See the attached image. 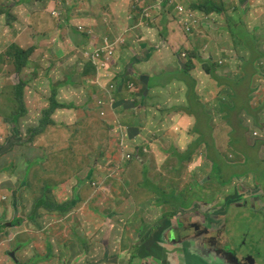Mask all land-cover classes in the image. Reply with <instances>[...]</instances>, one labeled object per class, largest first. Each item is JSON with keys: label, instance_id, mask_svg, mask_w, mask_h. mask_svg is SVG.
<instances>
[{"label": "rangeland", "instance_id": "374dc122", "mask_svg": "<svg viewBox=\"0 0 264 264\" xmlns=\"http://www.w3.org/2000/svg\"><path fill=\"white\" fill-rule=\"evenodd\" d=\"M6 1L0 8V57L10 52L7 58L12 63L0 61V264H212V258H192L178 246L167 244V256L158 241L145 242L149 238L145 233L150 229V238L162 239L155 232L168 233L170 227L175 233L183 231L189 236L191 228L184 231V221L177 219L184 212L200 224H209L210 215L218 213L219 220L224 219L220 227L226 226L221 241L228 244V251L264 264V220L256 213L264 210L262 204L257 206L252 200L256 197L264 202V76L253 63L248 67L238 64L240 56L256 53V48L264 53V0H213L216 9L210 14L190 6L193 0H188L184 7L194 10L189 21L176 18L173 22L167 15H156L160 19L156 25L161 26L170 45L161 51L153 49V60L170 67L158 65L151 70L150 66H141L136 70L134 66L130 88L138 99L142 87L149 84L147 79L151 81L150 90H158L165 81L174 80L164 78L166 74L178 72V82L185 89L180 97L181 108H171V104L161 106L166 110L159 107L164 115L168 114L160 127V120L152 118L160 98H146L140 116L131 119L132 125L139 120L140 135L124 146L115 142L101 121L90 117L93 89L83 73L79 53L87 41L81 44L84 36L71 26L92 24L100 34L112 31L124 27L123 18L115 16L126 9L124 21L133 27L137 21L134 9L144 10L150 0L140 6L129 0H116V6L115 0H34L38 3L36 15L29 18L28 14V23H17L23 36L20 42L12 37L16 24H9L19 16L13 13L12 0ZM33 3L23 1L20 9L23 4ZM118 6L123 8L115 13ZM168 6L179 12V4L168 2ZM139 31V35L144 33ZM159 37L152 36L154 44H159ZM128 38L133 43L132 34ZM161 40L164 42V38ZM201 57L215 60L211 74L216 79L207 81V64L193 66L194 59ZM230 58L233 63H229ZM24 59L28 63L17 73L13 62L24 63ZM221 60L223 65L216 63ZM120 63L123 67L125 58ZM54 74L56 78H52ZM238 77L246 79L238 83ZM23 84L21 92L18 88ZM188 90L200 93L202 100L197 108ZM230 91L233 101H227ZM55 97L81 108L84 124L74 135L65 127V109L53 115L59 122L42 130L45 112ZM96 97L104 101L107 94L98 93ZM96 97L94 108L104 107ZM237 109L243 111L241 120L235 116ZM176 111L180 113L179 123L171 113ZM182 119L185 124L180 123ZM197 124L207 143L199 141ZM152 139L159 140L158 144L150 145ZM170 139H174L175 150L186 158H179L176 168L172 163L158 169L157 165L165 163ZM136 152L152 167L146 171L147 176L138 166H125L130 160L127 158ZM211 157L223 162L219 163V175L213 170L215 161ZM109 171L113 178L106 177ZM89 172H93L92 177H88ZM112 181L114 191L109 193ZM44 189L59 206L71 201L76 204L62 208L67 211L47 212L39 207L36 219L29 220ZM139 189H145L146 195L135 192ZM180 192L182 202L175 209L169 200ZM204 198L211 201L209 206H205ZM160 199L166 203L153 205ZM231 200L233 203H228ZM243 200L244 205H238ZM18 220L20 224H16ZM194 245L186 244V248L192 246L189 253L195 251ZM143 253L149 257L143 259Z\"/></svg>", "mask_w": 264, "mask_h": 264}, {"label": "clouds", "instance_id": "9594fccd", "mask_svg": "<svg viewBox=\"0 0 264 264\" xmlns=\"http://www.w3.org/2000/svg\"><path fill=\"white\" fill-rule=\"evenodd\" d=\"M23 1H28V0H21V1L12 0L11 6L13 4L21 5ZM30 1L35 2L34 0H30ZM187 2H188V0H178V3L181 4L183 7L187 5ZM2 3L3 4H0V6H2L0 8H3L4 4L8 3V2L6 0H4V1H2ZM149 3H157V1H154V2L149 1ZM37 5H38V3H37ZM166 7H167V5H165L164 8H166ZM47 9H49V8H47ZM134 10L136 11V15H138V16H142L145 13L149 14V12H145V9L142 11H137V9H134ZM169 10H170V13H167L166 10H162V12L166 13L167 15H171L172 17L177 16V18L180 21H182V19L184 17H187L186 21H189L191 19L190 16L194 14V10L187 9L186 7H184L183 12H181L179 10L178 13L174 12V8H172V9L170 8ZM55 13H56V11H55ZM55 13H53L54 17L56 16ZM115 24H116V21H115ZM71 27H74L80 35L84 36V37H82L83 42H81V44H83L85 40L87 41V44L84 46H81L82 49L80 51L79 50L78 51L82 55L83 62H84L83 73H86L88 69H91V71H92L91 74L89 75V78L86 75L87 79H88V83H89L90 87L93 89V95L90 97V102H91V104H90V117L94 121H101L104 124V126L110 130L112 136L115 139V142L117 144H119V146L127 145V144H129L130 141L135 140L137 138L136 136H139V130L137 127V125H138L137 123L139 120H136V124L132 125L131 119L134 117L140 116V114L142 112V108L144 107L145 102L147 100L146 98H150L152 96L155 97L154 93L150 90L151 81H149V84L147 86H145V88L142 87V91L139 93L138 99H135V96L132 95L133 92L131 91V88H130L131 85L129 84V80H131V77H132L131 73H130V70L132 68L129 67L128 61L126 59H125L126 63L123 67L121 66V63H120L121 60L123 58H125L124 54H130V53L134 52V49L130 46L131 43L129 41L128 35L132 34L135 44L145 43L143 41V39L148 40L149 41L148 45L151 47L152 51H154L153 49H158V50L160 49V51H161L162 43H164V42H162L161 39H163V38L165 39V36H163V34H158L157 36H160L159 40H158L159 44H154V40H153L152 36H155V34H152L151 36L147 35L145 32L142 33L141 35L138 34L140 32L139 30L144 29V26H139V27L133 26V27H131L130 25H128L127 28H125L124 30H120L116 34H115V29H117V28L113 29L112 31H109V30H106L104 32L101 31V34H100L95 29V26H93L92 24L91 25L87 24V26L85 24H82V25L78 24L77 26H76V24H73ZM112 28L113 27H109L110 30ZM135 31H137V34H134ZM107 42L111 44L112 48L110 49L109 52L103 53V59L101 60V62L99 64H96L91 59V55L97 53L98 51L104 50L107 46ZM255 52L256 53H253L252 51L248 52L244 56L248 59V62H249L248 64L253 63L257 70H259V71L262 70V75L264 76V53L260 50V48H256ZM6 56L9 57L10 52H7ZM106 56H108L109 58L106 59L105 58ZM236 59L237 58L235 57V60ZM199 60H201V59H199ZM208 61H212L213 63H215V60L209 59L206 62H204V61L201 62L200 64L201 65L203 63L207 64ZM222 61L223 60L216 62V63H220V65H223L224 63ZM227 62H229V61H227ZM11 63H12V61H11ZM229 63H231V62H229ZM103 64H106V65L103 66ZM13 65L16 66L15 62H13ZM135 67H136V70H138V67L137 66H135ZM184 72H186V70ZM205 74H206V77L208 78V80L211 79V77L213 79H216V77H213L212 74H209L206 70H205ZM104 75L108 76L109 82H106V84H105V80L103 78ZM52 78H55V77H52ZM253 78H255V76H253ZM70 82H71V78H70ZM69 83L67 81V84H69ZM143 85H144V81H143ZM98 93L107 94V97L105 98L104 101L99 99L98 97H96ZM189 93L192 94V91H190ZM231 94L232 93L230 91L228 96ZM55 96H57V93L55 94ZM228 96H227V98H228L227 101L228 100L233 101L235 99V97L230 98ZM94 97H96V100L99 101L101 105H104V107H102L100 109L94 108V106H93ZM54 99H58V97H55ZM155 99H153V100L155 101ZM189 99L191 102L195 103V107L197 108L199 103H200L199 100L192 98V97H190ZM158 100H160V99H158ZM58 101H59V99H58ZM60 103L64 104L62 102H60ZM158 104H162V101L160 100V103H158ZM158 104H156L154 106L155 109L153 110L152 118H153V115L156 111H162L161 109L158 108ZM64 105H65V107L61 108L59 110L65 109V111L68 112L70 109L73 108V106H75V105L72 106L71 104L70 105L64 104ZM77 108H78V110H81V108H79V107H77ZM208 111H205L204 113H206ZM84 114H86V113H84ZM242 114H243V111H240V109H237L235 116L238 120H241L242 117H240V115H242ZM208 118H211V112H209ZM52 119H53V116H52ZM53 120L55 122H59L56 119H53ZM158 123L160 124V127H162L163 121H160ZM83 124H84V122H83ZM65 127H69V126L66 124ZM42 128H43V126H42ZM196 128L199 129L198 124L195 126V130H196ZM197 134L199 135V138H200V134L198 132H197ZM201 134H203V139H204L205 143H207L208 141L206 140L205 134L202 131H201ZM254 135L258 136V133L255 132ZM156 142L157 141H154L153 139H152V141H149L150 145L155 144ZM171 157L173 158L172 163H174V167L175 166L178 167L180 165V161L178 159L181 157V155L178 153V151L175 150V148L173 146H172ZM127 159H130V160L125 163V166H128L129 164L133 165L134 163L142 165L145 162L142 159V157L140 156V154L137 152L135 153V155H133L132 157L130 156ZM168 165H170V164H168ZM171 168H173V167H171ZM88 175H89L88 177H90V176L92 177L93 172H89ZM108 176H110V177H108ZM106 177L113 178V175L111 176L110 171H109L106 174ZM112 185H114V181H112ZM205 200H209V199L206 198ZM174 208L177 209V207H174ZM181 209H184L186 211L189 210V208H181ZM178 217L179 216H177V218ZM223 220H221L220 223H222ZM18 221L19 222L16 224L21 223L20 222L21 220H18ZM171 222H173V221H171ZM201 223H203V222H201ZM156 232H158V231H156ZM158 233H160L162 235V237L164 235L163 238L165 239V236L167 235V231H164L163 233H161V232H158ZM226 253H231L233 256H231V258L229 259L226 257ZM224 257L228 261V263H231L232 257L236 258V256L232 252H228V251L224 252Z\"/></svg>", "mask_w": 264, "mask_h": 264}, {"label": "crops", "instance_id": "0c3cea01", "mask_svg": "<svg viewBox=\"0 0 264 264\" xmlns=\"http://www.w3.org/2000/svg\"><path fill=\"white\" fill-rule=\"evenodd\" d=\"M19 1H21V0H19ZM120 1H123L124 2V0H120ZM129 1L132 2V3L133 2L134 3L137 2V4L139 6L142 5V4H144L146 2V0H144V1H141V0H129ZM154 1H156V0H154ZM109 2H111V1H109ZM109 2H107V6H110ZM160 3H162V2H160ZM160 3H149V1H148V3H146L144 6H145V12H149V15H147L146 17L136 15L137 21L134 24V26H136V27L144 26V29L143 30L149 36H151L152 34L158 35V34H163L164 33V31H161V26L160 25H156L158 23V21L160 20L159 18H156V15L157 16L167 15L166 13H163L162 12V10H164L165 8H163V9L160 8V6H159ZM163 5H165L164 2H163ZM36 6H37V3H35V2L33 4H31V5L23 4V7L21 9H20V5L19 4H13L11 6V8L13 10V13L16 14V12H17V14L19 16V17L16 16V18L13 19L12 22L9 23L10 24V27H11V23H15L16 24L15 28L12 29V37L15 38V41L16 42H20V40L23 39V36H22L21 32H19L18 26L21 25V22L23 20H24L25 23H28L29 22L26 19V16L28 14H30L29 15V18H32L34 15H36L37 11H34V9L36 8ZM115 6H116V0H115ZM122 8L123 7L118 6L116 8V10H115V13L118 12L119 10H121ZM136 9H137V11H139L138 10L139 8H136ZM126 16H127V10L126 9L122 12L121 15H119V16L116 15L115 16L116 19L123 18V22L125 24L124 27H120V28L115 29V34L117 32H119L120 30H124L125 28L128 27V25H126V23L124 21V19H125ZM167 16L173 22L177 18V16H174V17H171V15H167ZM16 19H17V21H16ZM82 22H86L87 23V21H85V20H83ZM17 23L20 24V25H17ZM155 26H159L160 29L159 30H156L155 29ZM230 31L234 35L233 30H230ZM163 35H165V34H163ZM143 41L145 43H142V44H135L134 41H133V43H131L130 46L134 49V52L133 53H130V54H124L125 59L128 61L129 67L132 68L131 71H130L131 76H134V74H135V71L133 70V67L134 66H137L138 68L141 67V66H150V69L151 70L154 69V68H156L158 65H161V66L163 65L164 68L170 67L169 64H167V63H164L163 64L161 62H155V60H153L152 49L148 45L149 44V41L146 40V39H143ZM81 42H83V39L81 40ZM169 45L170 44L168 42V38L164 39V43H162V50L163 49H167L169 47ZM52 48H54V47H52ZM2 60H4L6 63H10L12 61V59L7 58L6 55L3 56V57H0V61H2ZM202 60L203 61H207V59H205L203 57H201V60L194 59V61H193L194 66H198L201 62H203ZM238 61H239V59H238ZM230 62L231 63L233 62L232 58H230ZM238 64L242 65V63L240 61L238 62ZM33 65H36V63L34 62ZM34 70H36V69H34ZM184 71H185V69H184ZM193 74L194 73L190 74V78L193 76ZM177 75H180V74L178 72L177 73L174 72V73H168V74H166L164 76V78L165 77H169V78H173L174 80H169V81L167 80V81H165L164 85L161 86L158 90L156 89V87H155V89L151 90L154 93V96H155V97L152 96V98L155 99V98H158L159 97L160 100L162 101V104H158V108L161 107V106H163V105L167 106L168 104H171V108L174 107L175 105H177L178 107L181 108V106H180V103H181L180 102V97L182 95V91H185V89L179 84V82H178V76ZM150 76L151 77H154L152 75H150ZM53 77L56 78V74H54ZM103 78L105 80V84H106V82H109L107 75H104ZM207 81H208V78H207ZM69 82H70V78H68V83ZM191 91H192V94L189 93V90L187 91V93H189V98L192 97V98H195V99H198V100H202V99H200L201 95H200L199 92H197L195 90V94H194V91L193 90H191ZM71 105L73 106V104H71ZM161 108L163 110H166L164 107H161ZM171 113H172V116L174 118H177L180 115V113L178 111L171 112ZM167 116H168V114L167 115H164L163 111H156L154 113V115H153V117L158 118V121L160 120V121H163V122L167 119ZM82 117H83L82 111L81 110H78V108L76 106H73V108L70 109L68 111V113H67V121L66 122H67V125L69 127H66V129L68 131H71L72 134H74L76 132V130L80 129L82 127V125H83V119H82ZM176 120H178V123H179V119L177 118ZM180 123H184L185 124L186 121L184 119H182V120H180ZM170 132H172V131H170ZM172 134H173V137H174L175 134L173 132H172ZM139 135H140V133H139ZM170 140H171V144L172 145H171V148L168 149L167 152H166L167 153V156L164 159V162L165 163L162 164V165H160V166L156 164L158 166V169H166V167L168 166V164H171L172 163V159L173 158L171 157V153H172V146L174 144V139H170ZM158 141L154 145H157L158 144ZM154 164H155V162H152L151 163V165H153V166H154ZM133 165L134 166H138L140 168L139 170L142 173H145L146 176H147L146 171L152 170V167H150V163L148 161H145L142 165H139L137 163H134ZM176 167L177 166H175V168ZM164 171H166V170H164ZM100 176H102V175H100ZM146 182H147V179H146V181L144 183L145 186L147 185ZM109 191H110L109 193H111V191H114V185L111 184V187H109ZM135 192L136 193H139V194H142L143 196L146 195L145 194V189H139L138 191H135ZM173 195H175V193ZM176 196L177 197L175 199H173L171 197V200L175 204L177 203V200H178V194ZM180 198H182V197L180 196ZM136 202L140 203L139 201H136ZM156 204L162 205V204H165V202L162 201V199H160L159 201H156V202L153 203V205H156ZM152 232L153 231L151 229L148 230V231H146L145 236H147L149 238L147 240H145V242L146 243L147 242L152 243L153 241H158L160 243L159 244V247L162 250H164L166 252L167 256H168V254H169L168 252H169L170 249L169 250L167 249L168 248V245L165 244V239L163 237H162V239H160V238H150L152 236ZM155 235L162 236L158 232H156ZM140 236L141 235L139 234V236H138V240L139 241H140ZM126 239L129 240L128 238H126ZM122 242H126V241L125 240H122ZM145 242L143 243L144 246L146 245ZM116 256L119 258L118 255H116ZM141 257L143 259H147L149 257V255L146 254V253H143V254H141ZM165 262H167V259L165 260ZM144 264H149V263L144 261ZM163 264H165V263H163ZM166 264H169V263H166Z\"/></svg>", "mask_w": 264, "mask_h": 264}, {"label": "flooded vegetation", "instance_id": "af4514ba", "mask_svg": "<svg viewBox=\"0 0 264 264\" xmlns=\"http://www.w3.org/2000/svg\"><path fill=\"white\" fill-rule=\"evenodd\" d=\"M256 202L257 206L259 204L263 205L264 210V202L260 200L257 201L256 197L252 199ZM238 205H244V201H239ZM256 210V208H254ZM256 212V211H255ZM260 217V220H264V211L256 212ZM211 219L209 224L197 223L194 218L188 217L187 213L180 215L177 219L184 221L183 230L191 228V233L189 236H186L183 231H179L177 233L174 232V228L170 227L167 235L165 236V243L171 245L173 247L178 246L181 247L186 254H190L192 258L203 261L204 259L212 258L209 260L212 264H256L255 262L248 261L247 258H238L236 253L232 252L235 257H232L231 263L224 257V252L228 251V244L222 243L221 238L223 233L226 231V226L223 224L220 227V215L215 212L209 217ZM167 221V220H166ZM165 221V223H166ZM19 222V221H18ZM164 237V235H163ZM194 242L195 248L194 252L189 253L188 251L192 248V246L186 248V244ZM229 252V251H228Z\"/></svg>", "mask_w": 264, "mask_h": 264}, {"label": "trees", "instance_id": "16d2710c", "mask_svg": "<svg viewBox=\"0 0 264 264\" xmlns=\"http://www.w3.org/2000/svg\"><path fill=\"white\" fill-rule=\"evenodd\" d=\"M150 2H154V0H150ZM204 2V4H203ZM190 6L194 7V8H197V10L203 12V13H206V14H210L212 11V9H216V7L214 6V1L213 0H202L201 2H198L197 3V0H193L191 1L190 3ZM221 13V11H219ZM239 61L244 65V67H248V59L245 57V56H240V58H238ZM27 60L28 59H24V63H20V64H17V62L15 61V70L17 73H21L23 71V68L27 65ZM21 61V60H19ZM194 66V65H193ZM214 63L212 61H208L207 65L204 67V69L209 73L211 74L214 70ZM91 69H88L87 72H86V75L89 76L91 74ZM239 78V82H243L245 81L246 78ZM254 78H250L251 82H253ZM237 83V84H238ZM24 87H25V84H23V87H19L18 89H20L19 91H23L24 90ZM22 96V95H21ZM228 97H234L233 93L231 95H229ZM23 98V96H22ZM65 105L64 104H61L58 99H54L52 104H51V107L45 112V118L44 120L42 121V126H43V130L49 126L50 124H55V121L52 119V116L54 115V113L61 109V108H64ZM198 128H196V132H198ZM199 133V132H198ZM200 134V138H199V141H202L205 143L204 139H203V134L199 133ZM186 157L185 156H181L180 157V161H184L183 159H185ZM215 162L213 163V170L216 172L217 175L220 174V172L222 171V167L219 165V163L223 164V162L220 159L219 156H217V158H214V157H211ZM244 173H241V175H243ZM232 176H236V173H234ZM219 179H222L220 178V176L218 177ZM182 193V192H181ZM181 193L178 195V200H177V203H173V201L170 199L169 201H171V204L174 206V207H177V205L179 203L182 202V198H180L181 196ZM171 197L173 199H175L177 196L176 195H171ZM168 202V201H167ZM205 202V205L208 206L211 204V201L210 200H204ZM239 202V201H238ZM166 203V202H165ZM228 203H233V200L229 201ZM76 202L74 201H71V202H66V203H62V205L59 206V204L52 200L49 199V196H48V191L46 189L43 190L41 196L38 198V201H37V205L35 207H33V210H32V215L30 217H32V219H29V220H33V218L36 219V216L38 214V212L40 211L39 207H41L44 211H56V210H59V211H67L68 209H62V208H67L69 206H73L75 205ZM61 208V209H59ZM70 211V210H69ZM68 211V212H69ZM67 213V212H66ZM5 227V226H4ZM6 228V227H5Z\"/></svg>", "mask_w": 264, "mask_h": 264}, {"label": "built area", "instance_id": "2783aa9c", "mask_svg": "<svg viewBox=\"0 0 264 264\" xmlns=\"http://www.w3.org/2000/svg\"><path fill=\"white\" fill-rule=\"evenodd\" d=\"M156 1H157V3L162 2V3H160V5H159L160 8H162V9L164 8L165 5H167V7L164 9V10H166L167 13H170V10H169V9H170V8H171V9L173 8V7H169V6H168V2L179 4V3H178V0H156ZM163 2L165 3V5H163ZM179 5H180V6L178 7V9H179L181 12H183V11H184V7H183L181 4H179ZM186 20H187L186 17H184V18L182 19V21H186ZM81 30H82V29H81ZM111 48H112L111 44L107 42V46H106V48H105L104 50H102V51H98L97 53L91 55V59H92L96 64H99V63L101 62V60L103 59V53H107V52H109ZM105 58L108 59L109 57L106 56ZM105 65H106V64H103V66H105Z\"/></svg>", "mask_w": 264, "mask_h": 264}, {"label": "water", "instance_id": "95a60500", "mask_svg": "<svg viewBox=\"0 0 264 264\" xmlns=\"http://www.w3.org/2000/svg\"><path fill=\"white\" fill-rule=\"evenodd\" d=\"M150 79H147V82L149 83ZM17 140L13 141L12 143H15ZM11 146V145H10ZM13 146V145H12ZM7 149H4V151L2 152H5ZM8 226H11V224H9ZM231 256H233L231 253H226V257L227 258H231ZM248 261L250 262H254V260L252 258H248Z\"/></svg>", "mask_w": 264, "mask_h": 264}]
</instances>
